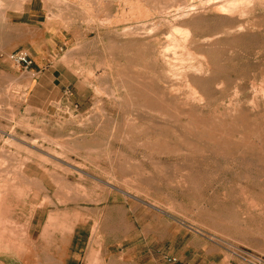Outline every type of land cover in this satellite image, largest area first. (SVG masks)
Returning <instances> with one entry per match:
<instances>
[{
  "label": "rangeland",
  "instance_id": "374dc122",
  "mask_svg": "<svg viewBox=\"0 0 264 264\" xmlns=\"http://www.w3.org/2000/svg\"><path fill=\"white\" fill-rule=\"evenodd\" d=\"M122 1L0 0V263L264 264V0Z\"/></svg>",
  "mask_w": 264,
  "mask_h": 264
},
{
  "label": "bare ground",
  "instance_id": "6f19581e",
  "mask_svg": "<svg viewBox=\"0 0 264 264\" xmlns=\"http://www.w3.org/2000/svg\"><path fill=\"white\" fill-rule=\"evenodd\" d=\"M84 1H85V0H84ZM95 1H96V0H95ZM120 1H121V0H120ZM123 1H124V0H123ZM123 1H122V2H123ZM147 1H149V0H147ZM154 1H155V0H153V3H154ZM168 1H169V0H168ZM172 1L176 3V0H175V1L172 0ZM180 1H181V0H180ZM180 1L177 0V2H180ZM184 1H185V0H184ZM184 1H181V2H180V5H181V3H183ZM199 1H200V4L203 5V3L201 2V0H199ZM216 1H217V0H216ZM219 1H220V0H219ZM240 1H241V0H240ZM242 1H245V0H242ZM255 1L258 2L257 0H255ZM122 2H121V3H122ZM136 2H137V0H136ZM139 2H140V1H139ZM141 2H142V1H141ZM149 2H150V1H149ZM157 2H158V1H157ZM164 2H167V1H163V2H162L163 4L160 3V1H159L158 3H160V4L162 5V8L165 9L166 7H164V6H167L168 4L165 5ZM169 2H170V1H169ZM185 2H186V1H185ZM203 2H204V1H203ZM206 2H207V1H206ZM210 2H211V1H210ZM214 2H215V1H214ZM252 2L254 3V1H252ZM262 2H263V1H262ZM100 3H101V2H100ZM100 3H98V4H100ZM123 3H124V2H123ZM126 3H127V2H126V0H125L124 5H125ZM132 3H133V2H132ZM137 3H138V2H137ZM144 3H145V2H144ZM146 3H147V2H146ZM150 3H151V2H150ZM153 3H152V5H153ZM170 3H171V2H170ZM204 3H205V2H204ZM237 3H238V0H224V1L220 2V3H216V2L213 3V6H214V5H217V4H220V6H218V7H219L218 10H223V11H224V10H229V11H232V10H234V7L237 8V6H239ZM243 3H244V2H243ZM246 3H247V2H246ZM246 3H245V4H246ZM248 3H250V2H248ZM260 3H261V2H260ZM65 4H66V3H65ZM133 4H134V3H133ZM133 4H131V5H133ZM154 4H155V3H154ZM160 4H159V5H160ZM177 4H178V3H177ZM185 4H186V3H184L183 6H184ZM207 4H208V3H207ZM236 4H237V5H236ZM239 4H240V3H239ZM251 4H252V3H251ZM88 5H90V4H88ZM127 5H128V3H127ZM131 5L129 4V7H130ZM138 5L140 6V4H138ZM150 5H151V4H150ZM163 5H164V6H163ZM171 5H172V4H170L169 7H171ZM175 5H176V4H175ZM175 5H174V6H175ZM252 5H253V4H252ZM261 5H262V4H261ZM120 6H121V5H120ZM136 6H137V5H136ZM136 6H135V7H136ZM139 6H137V7H139ZM141 6H142V5H141ZM141 6H140V7H141ZM144 6H146V5H144ZM155 6H156V5H154V10H155V8H157V7H155ZM157 6H158V4H157ZM183 6H182V7H183ZM213 6H212V7H213ZM241 6H243V5L241 4ZM250 6H251V5H250ZM253 6H254V5H253ZM131 7H132V6H131ZM167 7H168V6H167ZM169 7H168L167 9H169ZM175 7H176V6H175ZM185 7H186V6H185ZM198 7H199V6H198ZM203 7H204V6H203ZM239 7H240V6H239ZM247 7H249V6H247ZM262 7H263V6H262ZM126 8H128V6H127ZM145 8H147V7H145ZM171 8H172V7H171ZM176 8H177V7H176ZM199 8H200V7H199ZM213 8H214V7H213ZM216 8H217V7H216ZM216 8H214V9H216ZM120 9H121V7H120ZM122 9H123V8H122ZM128 9H130V8H128ZM148 9H149V8H148ZM160 9H161V8H160ZM172 9H173V8H172ZM178 9L183 10V9L180 8V7H179ZM189 9H192V8L189 7ZM202 9H203V8H202ZM204 9H205V8H204ZM240 9H241V8H240ZM248 9H249V8H248ZM248 9L246 8V11H247ZM92 10H93V8H92ZM130 10H131V9H130ZM135 10H136V9H135ZM141 10L143 11L144 9H143V8L140 9L138 15H136V16H140L141 18H142V17H144V18L148 17V15H146L147 12L144 13L146 9L143 11V13L140 12ZM161 10H163V9H161ZM169 10H170V9H169ZM176 10H177V9H176ZM181 10H179V11H181ZM186 10L188 11V9H186ZM198 10H199V9H198ZM237 10H238V8H237ZM252 10H253V9H252ZM137 11H138V8H137ZM137 11H136V12H137ZM158 11H159V10H158ZM165 11H166V9H165ZM165 11L163 10V14H164ZM174 11H175V10H174ZM183 11H185V10H183ZM183 11H182V13H183ZM189 11H190V10H189ZM196 11H197V10H196ZM199 11H200V10H199ZM238 11H239V10H238ZM241 11H244V12H245V8H244V10L241 9ZM133 12H134V11H133ZM133 12H128V14H129V15H130L131 13L133 14ZM136 12H135V13H136ZM177 12H178V11H177ZM192 12H193V10H192ZM226 12H227V11H226ZM226 12H225V13H226ZM232 12H233V11H232ZM236 12H237V11H235V13H236ZM253 12H254V11H253ZM121 13H122V12H121ZM125 13H126V12H123V16H126V15H124ZM149 13H150V12H149ZM157 13H158V12H157ZM165 13H166V12H165ZM175 13H176V12H175ZM190 13H191V12H190ZM216 13H219V14H220L219 11H217ZM222 13H223V12H222ZM227 13H228V12H227ZM227 13H226V14H227ZM238 13H239V12H238ZM250 13H251V12H250ZM152 14H153V13H152ZM154 14H156V13L154 12ZM160 14H161V13H160ZM179 14H181V13H179ZM186 14H187V13H186ZM228 14H229V13H228ZM231 14H233V13H230L229 15H231ZM236 14H237V13H236ZM241 14H242V13H241ZM246 14L248 15V13L245 12V13H244V17H246V16H245ZM121 15H122V14H121ZM158 15H159V14H158ZM229 15H228V16H229ZM233 15H234V14H233ZM239 15H240V14H239ZM91 16H92V15H91ZM131 16H132V15H131ZM133 16H134V15H133ZM153 16H154V15H153ZM164 16H165V15H164ZM183 16H184V15H183ZM241 16H242V15H241ZM248 16H249V15H248ZM92 17H93V16H92ZM134 17H135V16H134ZM149 17H150V16H149ZM160 17H162V16H160ZM237 17H238V15H237ZM242 17H243V16H242ZM242 17H241V18H242ZM109 18H110V17H109ZM135 18H136V17H135ZM144 18H142V19H144ZM151 18H152V17H151ZM151 18H150V19H151ZM153 18H154V17H153ZM184 18H186V16H185ZM106 19H108V18H106ZM110 19H111V18H110ZM116 19H118V18L116 17ZM116 19L114 18V19H111V20H116ZM121 19H122V18H121ZM132 19H133V18H132ZM132 19H131V20H132ZM137 19H138V18H137ZM154 19H155V18H154ZM182 19H183L182 16H176V17H174V20L172 19V20H173L172 23H177L178 21H181ZM102 20H103V19H102ZM111 20H110V22L114 23V22L111 21ZM119 20H120V19H119ZM126 20H127V22H128L127 17H126ZM129 20H130V19H129ZM139 20H140V19H139ZM147 20H148L147 18L144 20V21L146 22V24H144L142 27L139 26V25H137V26L135 25L134 27H129V28L124 29V32H123V33H124V36H122L123 39L131 40V41H132V40H135L138 36H140V33L138 32L139 29H148V28H150V27H149V24H150L151 22H149V23L147 24ZM158 20H161V19H158ZM232 20H233V19H232ZM248 20H249V19H247V21H248ZM250 20H251V19H250ZM104 21H105V20H104ZM133 21H135V20H133ZM136 21H137V20H136ZM140 21H141V20H140ZM155 21H156V20H155ZM162 21H163V20H162ZM243 21H244V20H243ZM110 22H109V24H110ZM102 23H103V22H102ZM106 23H107V22H106ZM140 23H142V22H140ZM161 23H162V22H161ZM170 23H171V22H170ZM225 23H226V22H225ZM225 23H224V25H225ZM228 23H229V22H228ZM233 23H234V22H233ZM99 24H100V23H99ZM104 24H105V23H104ZM104 24H103V25H104ZM114 24H116V23H114ZM123 24H124V23H123ZM136 24H137V23H136ZM151 24L153 25L154 22H152ZM163 24H166V23L164 22ZM168 24H169V23H168ZM168 24H166V28L169 27V26L167 27ZM229 24H230V23H229ZM245 24H246V23H245ZM105 25H106V24H105ZM107 25H108V24H107ZM116 25H117V24H116ZM141 25H142V24H141ZM158 25H159V23L157 24V26H158ZM171 25H172V24H171ZM173 25H174V24H173ZM226 25H227V23H226ZM226 25H225V26H226ZM150 26H151V25H150ZM160 26H161V25H160ZM234 26H235V25H234ZM253 26H254V25H253ZM152 27H153V26H152ZM171 27H172V26H171ZM171 27H170V28H171ZM178 27H179V26H177V28H178ZM239 27H240V26H239ZM107 28H108V27H107ZM153 28H154V27H153ZM164 28H165V27H164ZM173 28H174V27H173ZM173 28H172V29H173ZM230 28H231V27H230ZM150 29H151V28H150ZM155 29H157V27H156ZM172 29H170V31H171ZM175 29H176V28H175ZM175 29H174V30H175ZM179 29H180V27H179ZM182 29H183V28H182ZM182 29H181V30H182ZM186 29H187V28H186ZM186 29H185V31H186V33H187V30H188V29H187V30H186ZM224 29H225V28H224ZM236 29H237V28H236ZM153 30H154V29H153ZM229 30H230V29H229ZM229 30H228V31H229ZM240 30H241V29H240ZM242 30H243V29H242ZM113 31L115 32V30H113ZM168 31H169V30H168ZM225 31H226V30H225ZM237 31H238V30H237ZM140 32H141V31H140ZM164 32H165V31H164ZM188 32H190V34H191V31H188ZM170 33H171V32H170ZM172 33H173V30H172ZM172 33H171L170 35H172ZM229 33H230V32H229ZM113 34H114V36H116L115 33H113ZM143 34H145L144 36H149V35L151 34V30H149L147 33L145 32V33H143ZM173 34H174V33H173ZM175 34H176V33H175ZM180 34H181V33H180ZM188 34H189V33H187V35H188ZM235 34H236V33H235ZM110 35H111V34H110ZM117 35H118V34H117ZM168 35H169V32H168ZM192 35H193V34H192ZM194 35H195V34H194ZM216 35H217V34H216ZM218 35H219V34H218ZM166 36H167V35H166ZM174 36H175V35H173V37H174ZM177 36H178V35H177ZM188 36H189V35H188ZM98 37H99V36H98ZM105 37H107V36H105ZM112 37H113V36H112ZM151 37H152V36H151ZM161 37H162V36H161ZM168 37H169V36H168ZM170 37H171V36H170ZM170 37H169V38H170ZM173 37H172V38H173ZM189 37H190V36H189ZM216 37H217V36H216ZM116 38H117V37H116ZM153 38H154V39H153ZM162 38H163V37H162ZM164 38H167V37H164ZM178 38H179V37H178ZM181 38H182V37H181ZM181 38H179V39H181ZM186 38H187V37H186ZM197 38H198V37H197ZM152 39L155 41L156 38H155V37H152ZM173 39H174L175 41L177 40V38H176V39L173 38ZM206 39H207V37H206ZM206 39H205V40H206ZM148 40H149V39H148ZM148 40H146L145 42H148ZM162 40H163V39H162ZM174 40H173V42H174ZM183 40H184V39H183ZM183 40H182V42H183ZM187 40H188V38H187ZM189 40H190V39H189ZM203 40H204V39H203ZM149 41H151V39H150ZM158 41H159V40H158ZM163 41H164V40H163ZM163 41H162V43H163ZM168 41H170V40L168 39ZM171 41H172V40H171ZM184 41H185V40H184ZM195 41H196V40H195ZM222 41H223V40H222ZM166 42H167V41H166ZM179 42H180V41H179ZM186 42H188V41H186ZM210 42H211V41H210ZM153 43H155V42H153ZM160 43H161V42H160ZM170 43H171V42H170ZM174 43H175V42H174ZM177 43H178V42H177ZM166 44H167V43H166ZM166 44H165V45H166ZM183 44H184V43H181V44H180V45H181V48L183 47ZM169 45H170V44H169ZM172 45H173V44H172ZM174 45H176V44H174ZM184 45H185V44H184ZM157 46H158V45H157ZM177 46H178V45H177ZM177 46H176V47H177ZM109 47H110V44H109ZM170 47H171V46H170ZM178 47H179V46H178ZM185 47H186V45H185ZM187 47H188V46H187ZM189 47H190V46H189ZM164 48H165V46H164ZM164 48L162 47V50H164ZM172 48H173V47H172ZM172 48H171V50H172ZM152 49H153V48H152ZM154 49H156V48H154ZM165 49H167V48H165ZM173 49H174V48H173ZM179 49H180V47H179ZM179 49H177V50H179ZM160 50H161V49H160ZM162 50H161V51H162ZM175 50H176V49H175ZM181 50H182V49H181ZM191 50H192V49H191ZM191 50H190V53H188L190 56H191ZM151 51H152V50H151ZM164 51H165V50H164ZM167 51L170 52V51H169V48H168ZM167 51H166V53H167ZM172 51H173V50H172ZM185 51H186V50H185ZM187 51H188V50H187ZM158 52H159V51H158ZM162 52H163V51H162ZM162 52H161V54H163ZM179 52L181 53V51H179ZM125 53H126V52H125ZM164 53H165V52H164ZM176 53H178V52H176ZM182 54H184V53H182ZM185 54H186V52H185ZM192 54H193V53H192ZM152 55H153V54H152ZM171 55H172V54H171ZM177 55L179 56V54H177ZM193 55H194V54H193ZM153 56H154V55H153ZM167 56L169 57V55H167ZM167 56H166V58H168ZM182 56H183V55H182ZM182 56H181V57H182ZM184 56H185V55H184ZM190 56H189V58H190ZM197 56H198V55H197ZM174 57H175V56H174ZM185 57H186V56H185ZM200 57H201V56H200ZM154 58H155V57H154ZM170 58H172V57H170ZM170 58H169V60H170ZM177 58H179V57L176 56V59H177ZM189 58H188V59H189ZM191 58H192V57H191ZM203 58H204V57H203ZM203 58H202V59H203ZM159 59H160V58H159ZM173 59H174V58H173ZM182 59H183V58H182ZM182 59H180L179 61H181ZM184 59H185V58H184ZM194 59H195V58H194ZM109 60H110V59H109ZM160 60H161V59H160ZM167 60H168V59H167ZM186 60H187V59H186ZM189 60H190V59H189ZM105 61H106V60H105ZM165 61H166V60H165ZM165 61H164V63H165ZM174 61H175V60H174ZM192 61H193V59H192ZM192 61H191V62H192ZM100 62H101V61H100ZM118 62H119V61H118ZM118 62H117V63H118ZM158 62H159V61H158ZM181 62H182V61H181ZM185 62L187 63V61H185ZM185 62H183V63H185ZM194 62H196V61H193V63H194ZM109 63H111V62H109ZM109 63H108V64H109ZM166 63H167V62H166ZM166 63H165V64H166ZM171 63H173V62H171ZM178 63H179V62H178ZM183 63H182V65H183ZM189 63H190V61H189ZM196 63H197V62H196ZM196 63H194V64H196ZM199 63H200V61H199ZM98 64H99V63H98ZM165 64H164V65H165ZM168 64H169V63H168ZM175 64H176V63H175ZM175 64H173V65H175ZM190 64H191V63H190ZM201 64H202V63H201ZM177 65H178V64H177ZM180 65H181V64H180ZM199 65H200V64H199ZM202 65H203V64H202ZM107 66H108V65H107ZM165 66L167 67V65H165ZM170 66H172V65H170ZM188 66H189V64L187 65V67H188ZM191 66H192V64H191ZM194 66H197V64L194 65ZM200 66H201V65H200ZM203 66H204V65H203ZM132 67H133V66H132ZM135 67H136V66H135ZM135 67H133V69H136ZM172 67H173V66H172ZM208 67H209V66H208ZM208 67H207V68H208ZM100 68H102V67L100 66ZM117 68H118V67H117ZM168 68H169V67H168ZM182 68H184V67H182ZM182 68H181V69H182ZM109 69H110V68H109ZM171 69H172V68H171ZM178 69H179V68H178ZM184 69H185V68H184ZM188 69H189V67H188ZM188 69H186L185 72L188 73ZM198 69H199V67L197 68V70H198ZM201 69H202V67H201ZM201 69H200V71H201ZM119 70L121 71V68H119ZM124 70H125V69H124ZM166 70H167V69H166ZM169 70H170V68H169ZM191 70H192V69H191ZM191 70H189L191 73H193V72L196 73L195 71H193L194 68H193V70H192L193 72H192ZM91 71H92V69H91ZM115 71H117V70H115ZM139 71H140V70H139ZM144 71H145V70H144ZM179 71H181V73H182V70H179ZM179 71H178V74H179ZM200 71H199V72H200ZM101 72H103V71H100V73H101ZM134 72H135V71H134ZM149 72H150V71H149ZM165 72H166V71H165ZM176 72H177V71H176ZM90 73H91V72H90ZM93 73H94V72H93ZM103 73H104V72H103ZM103 73H102V74H103ZM109 73H110V72H109ZM115 73H116V72H115ZM117 73H118V72H117ZM117 73H116V74H117ZM136 73H137V72H136ZM181 73H180V74H181ZM194 73H193V74H194ZM105 74H106V73H105ZM172 74H173V73H172ZM183 74H184V73H183ZM183 74H181V76H182ZM92 75H93V74H92ZM119 75H120V74H119ZM137 75H138V74H137ZM148 75H149V73H148ZM166 75H167V74H166ZM174 76H175V74H174ZM185 76H186V74H185ZM141 77H142V76H141ZM167 77H168V76H167ZM152 78H153V76H152ZM115 79H116V78H114V80H115ZM120 79H121V78H120ZM139 79L141 80L140 77H139ZM97 80H98V79H97ZM117 80H118V79H117ZM143 80H144V79H143ZM145 80H147L148 82L150 81V80H148V79H145ZM186 80H187V79H186ZM181 81H182V80H181ZM116 82H117V81H116ZM150 82H151V81H150ZM182 82H183V81H182ZM182 82H180V83H182ZM184 82H185V81H184ZM187 82H189V81L187 80ZM187 82H186V84H187ZM120 83H122V82H120ZM151 83H152V82H151ZM179 85H180V84H179ZM119 86H120V85H119ZM121 86H122V85H121ZM123 87H124V86H123ZM123 87H121V90H122ZM131 88H132V87H131ZM115 89H116V88H115ZM128 90H129V89H128ZM113 91H114V90H113ZM113 91H112V92H113ZM116 91H117V90H116ZM131 91H133V90H131ZM119 92H120V91H119ZM129 92H130V91H128V93H129ZM190 92H191V91H190ZM194 92H195V91H194ZM125 93H126V92H125ZM130 93H131V92H130ZM192 93H193V92H192ZM108 94H109V93H108ZM119 95H120V94H119ZM192 95H193V94H192ZM197 95H198V94H197ZM109 96H110V95H109ZM118 97H119V96H118ZM161 97H162V95H161ZM162 98H163V97H162ZM196 98H197V97H196ZM114 100H115V98H114ZM180 101H181V100H180ZM147 105H148V104H147ZM147 110H148V109H147ZM155 111H156V110H155ZM37 128H38V127H37ZM39 131H40V130H39ZM30 141H31V140H30ZM52 141H53V140H52ZM48 142H49V144H50V140H49ZM31 143L33 144V142H31ZM34 143H35V142H34ZM53 143H54V142H53ZM37 144H38V143H37ZM59 144H60V143H59ZM39 145H40V144H39ZM39 145H38V146H39ZM42 145H43V144H41L40 146H42ZM51 145H52V144H51ZM61 145H62V143H61ZM54 146H55V145H54ZM59 146H60V145H59ZM63 146H64V145H63ZM65 147H66V145H65ZM67 147H68V146H67ZM70 147H71V146H70ZM40 148L42 149V147H40ZM43 149H44V147H43ZM49 149H50V147H49ZM53 149H54V148H53ZM46 150H47V149H46ZM67 150H68V149H67ZM89 150H90V149H89ZM47 151H48V150H47ZM51 151H53V150H50V153H51ZM71 151H73V150H71ZM39 152H40V150H39ZM54 152H55V151H54ZM62 152H63V151H62ZM42 153H43V152H42ZM55 153H56V152H55ZM30 154H31V153H30ZM43 154H44V153H43ZM59 154H60V153H59ZM31 155H32V154H31ZM38 155H39V154H38ZM46 155H47V154H46ZM62 155H63V153H62ZM62 155H61V157H62ZM64 155H65V154H64ZM56 156H58V155H56ZM34 157H35V156H34ZM38 157H39V156H38ZM38 157H37V158H38ZM59 157H60V155H59ZM30 158H32V157H30ZM30 158H29V161H30ZM41 158L43 159V158H45V157H41ZM23 159H24V158H23ZM68 159H69V158H68ZM47 161H48V159H47ZM33 162H34V158H33ZM48 163H50V162H48ZM68 167H69V166H68ZM36 168H37V167H36ZM45 168H46V167H45ZM80 172H81V170H80ZM48 173H49V172H48ZM66 180H67V179H66ZM2 181H3V180H2ZM42 182H44V181H42ZM43 185H44V184H43ZM1 186H2V185H0V188H1ZM25 187H26V186H25ZM25 189H26V188H25ZM25 189H24V190H25ZM45 190H46V189H45ZM46 191H47V190H46ZM42 195H43V194H42ZM47 197H48V196H47ZM45 199H46V197H45ZM42 200H43V198H42ZM50 201H51V200H50ZM61 201H62V200H61ZM59 202H60V201H59ZM64 202H65V201H64ZM56 203H57V202H56ZM63 204H64V203H63ZM65 209H66V208H65ZM61 210H62V209H61ZM48 211H49V210H48ZM12 225H13V224H12ZM20 228H21V226H20ZM74 228H75V227H74ZM20 230H21V229H20ZM76 230H77V229H76ZM76 230H75V231H76ZM9 231H10V230H9ZM73 232H74V231H73ZM11 233H12V231H11ZM23 233H24V232H23ZM22 235H23V234H22ZM46 258H48V257H46Z\"/></svg>",
  "mask_w": 264,
  "mask_h": 264
},
{
  "label": "crops",
  "instance_id": "0c3cea01",
  "mask_svg": "<svg viewBox=\"0 0 264 264\" xmlns=\"http://www.w3.org/2000/svg\"><path fill=\"white\" fill-rule=\"evenodd\" d=\"M30 214L29 219L32 221L34 219V215L38 212V207H32L30 208ZM26 213V209L23 208V215ZM24 218H26L27 222V215H24ZM11 221L12 219H8V216L4 213H0V254H4L3 256L6 257V254L8 255L12 251V233H11ZM72 225L69 227V230L71 233V238L69 241V249L67 251L66 256H64L61 259V264H72L76 260V250L73 248L76 241H83L84 237L81 233H79L77 229V225L71 223ZM32 226V225H31ZM27 227V231L30 229V227ZM75 227V228H74ZM10 230V231H9ZM76 230V231H75ZM74 231V232H73ZM102 245V243H101ZM105 245V242L103 243ZM92 246V245H91ZM66 261V262H65ZM2 264V263H0Z\"/></svg>",
  "mask_w": 264,
  "mask_h": 264
},
{
  "label": "built area",
  "instance_id": "2783aa9c",
  "mask_svg": "<svg viewBox=\"0 0 264 264\" xmlns=\"http://www.w3.org/2000/svg\"><path fill=\"white\" fill-rule=\"evenodd\" d=\"M10 58L18 65L28 68L31 64L30 56L25 51H19L10 55Z\"/></svg>",
  "mask_w": 264,
  "mask_h": 264
}]
</instances>
